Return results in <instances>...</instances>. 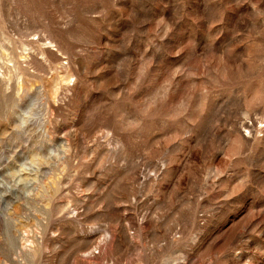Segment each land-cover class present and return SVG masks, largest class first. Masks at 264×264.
Segmentation results:
<instances>
[{"label": "rangeland", "instance_id": "obj_1", "mask_svg": "<svg viewBox=\"0 0 264 264\" xmlns=\"http://www.w3.org/2000/svg\"><path fill=\"white\" fill-rule=\"evenodd\" d=\"M0 264H264V0H0Z\"/></svg>", "mask_w": 264, "mask_h": 264}]
</instances>
